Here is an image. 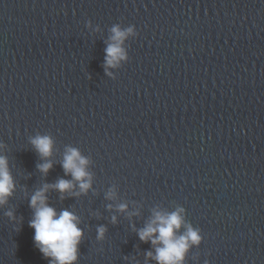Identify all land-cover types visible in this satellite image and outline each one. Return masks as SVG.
Segmentation results:
<instances>
[{"label":"water","instance_id":"95a60500","mask_svg":"<svg viewBox=\"0 0 264 264\" xmlns=\"http://www.w3.org/2000/svg\"><path fill=\"white\" fill-rule=\"evenodd\" d=\"M114 26L132 31L106 68ZM70 147L91 187L46 195L80 218L73 264H159L139 230L178 208L202 237L182 264H264V0H0V156L15 180L0 264H49L30 199L73 180Z\"/></svg>","mask_w":264,"mask_h":264},{"label":"clouds","instance_id":"9594fccd","mask_svg":"<svg viewBox=\"0 0 264 264\" xmlns=\"http://www.w3.org/2000/svg\"><path fill=\"white\" fill-rule=\"evenodd\" d=\"M131 31V28L121 30L119 26L112 28V43H109L105 49L106 68L115 66L121 59L126 58L122 44ZM32 143L43 158L52 155L54 141L50 136H36ZM87 164V158L83 157L78 149L68 148L64 154L62 165L65 173H70L73 180L61 178L53 185L45 184L31 196L30 206L34 209V214L29 221V226L35 229L33 239L36 246L45 257L51 258L49 264H73L78 259L83 229L78 227L80 218L75 213L68 209L58 211L48 203L46 194L50 187L61 193L68 192L70 195L86 193L92 184L91 174L86 169ZM38 167L42 172L47 173L53 167V162L46 159ZM74 181L79 182V192L72 191L76 187ZM14 190L15 180L9 162L6 157L0 156V206L8 202ZM113 195L112 192L108 193L109 198H112ZM108 207L111 208L112 205ZM126 208V204L118 205L120 211H124ZM183 212V208H178L171 213L155 211L151 221L139 230L141 240L151 239L154 245H158L154 256L151 251L147 255L153 257L159 264H182L190 245L199 244L202 239L199 230L186 223L182 215ZM6 215L15 218L11 210ZM112 220L115 222L116 217L113 216ZM182 226H185L187 230L183 234H178V230ZM105 231L104 226L98 228L100 238L104 236Z\"/></svg>","mask_w":264,"mask_h":264}]
</instances>
